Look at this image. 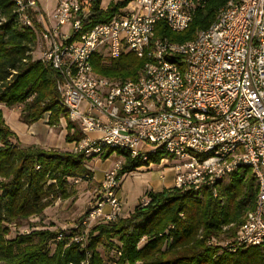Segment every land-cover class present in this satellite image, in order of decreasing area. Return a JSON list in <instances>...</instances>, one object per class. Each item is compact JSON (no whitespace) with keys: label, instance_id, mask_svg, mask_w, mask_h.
I'll return each mask as SVG.
<instances>
[{"label":"built area","instance_id":"1","mask_svg":"<svg viewBox=\"0 0 264 264\" xmlns=\"http://www.w3.org/2000/svg\"><path fill=\"white\" fill-rule=\"evenodd\" d=\"M14 2L22 23L32 26V16L40 25V58L58 71V102L83 134L72 141L74 151L89 156L114 148L145 159L161 147L183 162L178 187L211 184L248 166L257 184L254 207L226 245L264 242V0H227L208 28L184 42L154 37L155 23L181 31L205 0H128L88 28L80 0H55L47 13L36 0ZM127 52L145 57L135 78L109 79L93 70L94 54L108 61ZM121 163L104 171L102 196L82 224L122 210Z\"/></svg>","mask_w":264,"mask_h":264},{"label":"trees","instance_id":"2","mask_svg":"<svg viewBox=\"0 0 264 264\" xmlns=\"http://www.w3.org/2000/svg\"><path fill=\"white\" fill-rule=\"evenodd\" d=\"M80 0L84 28L108 21L128 0ZM227 0H205L186 28L171 31L163 20L154 27V37L184 42L208 28ZM20 21L14 0H0V103L21 105L20 121L31 124L47 114L49 125L65 118V141H78L83 134L67 118L58 102L59 74L42 58H33L39 24ZM145 57L131 52L103 61L91 58L93 70L109 79L135 78ZM114 148L101 154L85 155L83 150L44 148L22 144L5 123L0 108V264H264V242L229 250L245 213L254 207L257 184L248 166H240L219 179L199 186H171L146 190L125 215L96 219L83 233L75 226L69 232L29 226L19 230L33 216H39L56 199L71 197L69 180L91 171L85 161L108 158ZM123 161L121 177L139 166L173 158L157 148L145 159L130 157L117 149ZM87 180L86 177L83 178ZM81 236V239L75 237ZM119 252V253H117Z\"/></svg>","mask_w":264,"mask_h":264},{"label":"rangeland","instance_id":"3","mask_svg":"<svg viewBox=\"0 0 264 264\" xmlns=\"http://www.w3.org/2000/svg\"><path fill=\"white\" fill-rule=\"evenodd\" d=\"M47 1L52 4L53 0H36L37 4L40 6V8L43 10L44 13L49 12L45 10L46 7H44V3ZM108 3L109 0H101L100 6L104 8L107 6ZM39 43L40 42L37 36L36 44L31 54L33 58H40L42 55V47L40 46ZM0 106H4V104L0 103ZM12 107L20 110L21 105L17 104ZM162 159L158 163H152L150 169L141 168L140 170H134V172H127L124 174L122 179L123 180L122 190L125 193L126 197L132 198L135 194H139L142 192L143 189L140 190L141 184L139 182V179L141 177L138 176V173L141 172L164 170L165 168L169 167L171 171L174 172V175L172 176L173 178L172 180L174 183L175 175L179 171L183 170V166H182L183 162L177 159L176 157L173 158L168 157L166 158L167 160H162ZM118 160L122 162L123 156L117 153V149H113V151L108 156L107 160H104V164H108L110 165L109 167H111ZM101 161H103L101 158L94 156L86 160L85 163H88L90 166L93 165L94 170H97V167L96 165H94V163L96 162L97 165H100ZM121 178L122 176L120 177V180ZM227 180L228 177L226 176L223 181L226 182ZM68 185L70 190L73 189V191H75L74 197H70L66 199H56L48 207L49 212H47L46 215L47 217H49L48 219H45V221L41 222V219L34 218V216L30 217L27 220L26 224L21 225L19 230H25V229L30 230L29 226H33V225H35L36 228H43L44 226L46 227L48 226L49 229L55 231L63 230L66 231L67 233L69 232V229L71 227H75L77 225L81 227L82 225L83 226L85 225L86 229L89 228L93 224V222L90 225L89 224L86 225V224H82L83 223L82 220L84 219V217L86 216V212L90 210L94 202L102 196L99 183L93 180L92 172H91L90 179L87 180L80 179L78 182H71V180H69ZM108 260L109 259L105 257L106 264Z\"/></svg>","mask_w":264,"mask_h":264},{"label":"crops","instance_id":"4","mask_svg":"<svg viewBox=\"0 0 264 264\" xmlns=\"http://www.w3.org/2000/svg\"><path fill=\"white\" fill-rule=\"evenodd\" d=\"M55 4V0L52 1V4L48 1L44 3V7H46L45 10L50 11ZM44 9V8H43ZM2 111V116L4 118L5 123L9 126V128L16 134L18 140L22 144H35L40 147L44 148H56L60 150H73L72 148V142L65 141L64 137L66 134V128H65V120L60 119L58 125H49L47 123L48 116L45 114L42 118L38 119L37 121L26 124L19 119V110L12 107V106H0ZM104 160H107L104 159ZM104 160L101 161L100 165H97V163L93 162L94 165H96L97 170H94L93 165L90 166L88 163H85L86 167L90 169L92 172L93 180L96 182H100L103 173L105 170L109 168L110 165L104 164ZM162 160H167L166 158H163ZM159 165V164H158ZM152 166V163H150L148 166H139L135 170H140L141 168L144 169H150ZM134 172V170L130 171ZM148 174V175H147ZM174 175V172L171 171V169L165 168L164 170H158V171H147V172H141L138 173V176L141 178L139 179V182L141 184L142 192L139 194H135L132 198L126 197L125 193L122 190L123 185V176L122 175V182L120 180V187L118 190V196L120 198V201L122 202V211L120 212L122 215L127 214L134 205L141 199L144 198V192L146 190H154L159 191L163 188H168L174 185L172 176ZM139 191V190H138ZM75 193L71 196L74 197ZM70 198V197H69ZM49 206H47L43 213L39 216H34V218L41 219V222L45 221V219H48L47 212ZM110 210V207L107 203H105L102 206V212L108 213ZM36 227V226H35ZM43 228H48V226H44Z\"/></svg>","mask_w":264,"mask_h":264}]
</instances>
